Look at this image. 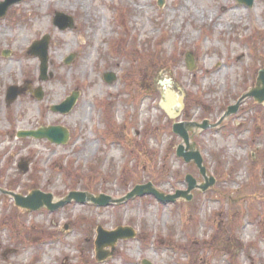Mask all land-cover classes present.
Segmentation results:
<instances>
[{
	"label": "rangeland",
	"instance_id": "1",
	"mask_svg": "<svg viewBox=\"0 0 264 264\" xmlns=\"http://www.w3.org/2000/svg\"><path fill=\"white\" fill-rule=\"evenodd\" d=\"M56 13L74 27L54 26ZM44 36L41 81L39 59L27 52ZM263 68L264 0L249 8L235 0H22L0 19V187L55 202L72 191L120 199L148 183L165 196L185 191L186 175L202 178L176 157L182 140L172 125L216 124ZM10 86L23 92L7 105ZM165 86L180 100L174 119L160 108ZM72 92L69 113L51 111ZM48 126L67 130V143L17 136ZM191 142L215 183L189 202L144 196L29 213L0 194V264H264V106L246 99ZM99 226L130 227L136 237L104 247L109 257L97 263Z\"/></svg>",
	"mask_w": 264,
	"mask_h": 264
},
{
	"label": "water",
	"instance_id": "2",
	"mask_svg": "<svg viewBox=\"0 0 264 264\" xmlns=\"http://www.w3.org/2000/svg\"><path fill=\"white\" fill-rule=\"evenodd\" d=\"M21 0H5L3 3H0V18L4 17L7 9ZM254 0H236L238 4H243L247 7H251ZM158 5H161V2H158ZM53 24L60 30L71 29L73 28V20L70 17H67L63 14L56 13L53 19ZM48 37L44 36L40 41H37L32 44L28 50V54L36 56L40 61V80H46L47 72V45ZM186 68L189 71L193 70V58L191 54L186 55ZM73 56H70L66 59L65 63H70ZM106 83H111L114 80L113 74H105L103 76ZM23 89L11 86L6 91L5 102L9 105L16 97L22 94ZM34 96L37 100L41 99V92L37 90L34 93ZM78 94L73 92L70 97L64 100L61 104L53 106L51 108L52 112H58L60 114H67L71 111ZM248 98H252L255 104L264 105V68L258 71L257 78L255 80L254 87L245 92L237 101L234 106L227 108L226 112L223 114L221 119L217 124L210 125L208 121H203L202 123L194 122H179L175 123L172 126V132L177 135L182 143L176 148V156L182 158L183 161L187 163H193L200 176L203 179V183L198 184L197 181L191 176L186 175L184 180L187 184V189L185 191H176L173 195H163L157 192L151 183L146 185H136L131 192L120 199H112L109 196L100 194L98 196H93L86 192H70L62 199L53 202L54 198L51 194H45L39 190L31 189L26 196L16 194L14 192L6 191L0 188V194L6 195L11 198L14 202V206L19 210L34 212L42 208L47 209L50 212L57 211L63 206L75 202L79 204L91 203L98 207H107L111 205H120L127 202L130 199L143 196H153L158 201L161 202H170L175 203L177 200H184L186 202L190 201L192 196L191 192L193 190H199L200 192L207 191L215 183L213 177H207L206 169L203 166V159L201 154L195 149V144L191 142L192 136H189V131H193L192 135L195 134L198 130H206L211 127L217 126L223 120L229 116L235 114L239 108V105ZM173 93L166 91L164 94V102L161 104V109L167 114L168 118L174 119L177 114L173 112ZM19 138H33V139H45L50 143L56 145H64L69 139V134L67 130L61 127H43L37 131L31 132H20L17 134ZM19 171L25 173L27 168L25 164H20L18 166ZM66 229V227H65ZM135 238V231L130 227H117L113 231H106L101 226L97 227L96 230V240L95 245V258L97 262H102L103 260L109 257V252L103 250L104 247L110 249L114 248V245L118 240H130ZM144 264H148L144 262Z\"/></svg>",
	"mask_w": 264,
	"mask_h": 264
},
{
	"label": "bare ground",
	"instance_id": "3",
	"mask_svg": "<svg viewBox=\"0 0 264 264\" xmlns=\"http://www.w3.org/2000/svg\"><path fill=\"white\" fill-rule=\"evenodd\" d=\"M11 39H12V38H11ZM12 40H13V39H12ZM67 45H68V44L66 43V46H67ZM68 49H69V46H68ZM51 60L54 61L53 58H52ZM163 91H165V92H166V91H170V92H172L171 88H169L168 86L163 87ZM178 100H179V98H177V96H176V95L174 94V92H173V103H174L173 106L176 105V104L180 101V100H179V101H178ZM173 106H172L171 108H172L173 112H175V109H174Z\"/></svg>",
	"mask_w": 264,
	"mask_h": 264
}]
</instances>
